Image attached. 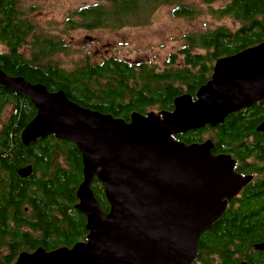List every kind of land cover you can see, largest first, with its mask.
Here are the masks:
<instances>
[{"label": "trees", "instance_id": "trees-1", "mask_svg": "<svg viewBox=\"0 0 264 264\" xmlns=\"http://www.w3.org/2000/svg\"><path fill=\"white\" fill-rule=\"evenodd\" d=\"M28 2L0 0V68L51 92L62 90L82 107L126 121L134 112L173 111L174 100L183 94L195 99L210 80L217 60L264 42V0H96L71 14L68 23L72 29L137 26L141 24L134 23L138 10L144 9L149 16L156 5L173 7L176 18L194 21L206 14L226 22L205 33L187 34L184 45L163 66L117 57L95 61L90 54L67 66L59 56H71L70 47L30 18ZM230 20L236 28L228 25ZM36 114L26 96L0 86V264H15L21 252L37 246L48 250L72 246L85 240L87 232L85 217L73 207L83 180L80 152L70 142L56 145L59 140L54 136L24 145L22 132ZM263 121L261 102L231 114L216 128L206 126L177 139L193 144L211 136L217 153L242 160L254 156L264 163V133L257 132ZM59 156L64 162L54 163ZM29 164L33 175L21 178L18 170ZM92 188L103 209L109 211L103 185L95 179ZM261 197L252 200L253 208L229 213L226 225L220 218L205 232L194 264H238L246 259L252 244L264 234V211L255 209ZM25 207L32 210L28 213ZM252 264H262V260Z\"/></svg>", "mask_w": 264, "mask_h": 264}, {"label": "water", "instance_id": "water-1", "mask_svg": "<svg viewBox=\"0 0 264 264\" xmlns=\"http://www.w3.org/2000/svg\"><path fill=\"white\" fill-rule=\"evenodd\" d=\"M0 86L23 94L37 110L22 132L24 145L55 136L75 144L83 164L75 208L87 219V240L24 251L15 264H194L202 235L252 180L236 172L232 155H215L212 140L186 144L176 136L217 127L264 102V42L217 60L196 99L183 94L173 111L134 112L130 121L1 68ZM257 132L264 133V121ZM18 173L26 178L32 168ZM95 179L104 186L109 212L94 194ZM256 249L264 251V244Z\"/></svg>", "mask_w": 264, "mask_h": 264}, {"label": "rangeland", "instance_id": "rangeland-1", "mask_svg": "<svg viewBox=\"0 0 264 264\" xmlns=\"http://www.w3.org/2000/svg\"><path fill=\"white\" fill-rule=\"evenodd\" d=\"M96 3V0H29L34 19L51 35H57L70 47L71 56L61 54L59 58L70 66L79 62L85 54H90L95 61L107 57L127 59L132 62H148L163 66L168 56L180 49L184 37L189 33H205L226 22L203 15L190 21L176 18L172 14L173 7L156 5V9L148 13L138 10L135 24L118 30L72 29L68 19L72 13L84 5ZM231 28H236L234 21H228ZM3 49V48H2Z\"/></svg>", "mask_w": 264, "mask_h": 264}, {"label": "flooded vegetation", "instance_id": "flooded-vegetation-1", "mask_svg": "<svg viewBox=\"0 0 264 264\" xmlns=\"http://www.w3.org/2000/svg\"><path fill=\"white\" fill-rule=\"evenodd\" d=\"M0 50H2V47H0ZM214 67V66H213ZM213 74V70H212V73H211V76ZM211 79V78H210ZM156 112H160V111H156ZM227 119V118H226ZM216 128V127H214ZM180 135V134H179ZM178 136V135H177ZM176 136V138H177ZM50 137V136H49ZM55 137V136H54ZM56 138V137H55ZM57 139V138H56ZM59 140V139H57ZM207 140H212L211 136L208 137L205 141ZM38 141V140H37ZM60 141H63V142H60ZM180 141V140H179ZM203 141V142H205ZM213 141V140H212ZM182 142V141H181ZM201 141H196V142H193V143H203ZM56 145H60V146H64V145H69L70 143L68 141H64V140H59L57 142H54ZM214 143V141H213ZM215 155H220V154H227V153H217L216 152V146H215V143H214V148H213V151H212ZM81 155V154H80ZM82 158V156H81ZM235 158V157H234ZM235 160L237 161L236 163V167H235V170L238 174L242 175V176H252V180L250 183H248L241 191L240 193L234 197L232 200L228 201V207H227V210L226 212L224 213V215L221 217L222 219H224V225L227 224V222L229 221L228 217H229V213H231L232 211L233 212H238V211H242V210H247L246 208H253V205H252V200L259 194L262 195L261 197V204L256 206L255 209L257 210H261V211H264V163H262L259 159L255 158L254 156H251V157H248L244 160H242L241 158H235ZM82 161V159H81ZM63 163V158L61 156H59L57 159L55 158L54 159V163ZM83 166V164H82ZM28 167H31L32 168V173L31 175H29L28 177L32 176L33 175V166L32 164H29V165H26V166H22L20 169H25V168H28ZM19 169V170H20ZM18 170V171H19ZM19 175V173H18ZM20 176V175H19ZM27 178V177H26ZM83 181V180H82ZM95 181V180H94ZM82 183V182H81ZM80 183V184H81ZM94 183V182H93ZM80 186V185H79ZM104 188V186H103ZM93 189V188H92ZM255 191L253 193H250L252 190ZM94 191V190H93ZM77 192V191H76ZM103 192H104V195H105V191L103 189ZM250 193V195H249ZM95 194V192H94ZM96 196V195H95ZM30 197V196H29ZM97 198V197H96ZM106 198V196H105ZM77 199V197H76ZM107 200V199H106ZM99 201V200H98ZM108 202V201H107ZM79 203V200L77 199V201H75V203L73 204V207L75 210H77L75 208V206ZM109 204V203H108ZM103 208V207H102ZM110 209V208H109ZM32 210L31 207H25V211L26 212H30ZM78 211V210H77ZM79 212V211H78ZM106 212H109V211H106ZM81 213V212H80ZM82 214V213H81ZM83 215V214H82ZM58 218L61 220V216H60V213H57ZM84 216V215H83ZM240 216V215H239ZM85 217V216H84ZM249 217H252L251 215ZM86 223H87V219L85 217V227H86ZM86 230V228H85ZM87 231V230H86ZM32 235L34 237H38L36 233H34V231H31ZM87 235H88V231L86 232V235H85V240H79V241H76L72 246H65V245H60V246H57L56 248H53L52 250L54 249H57V248H61V247H68V248H72L76 243H79V242H83V241H86L87 240ZM261 240L257 243H253L252 244V248H251V252L250 253H247L246 254V259H242L238 262V264H252V262H258L259 260H262V264L264 263V255L262 256H258L257 254L259 252H261V254H264V251H259L256 249V246L257 245H260V244H264V234H262ZM45 248L43 246H37L34 250L32 251H27V252H34L35 250H37L38 248ZM46 250H48L47 248H45ZM48 251H51V250H48ZM257 252V253H256ZM248 259V260H247Z\"/></svg>", "mask_w": 264, "mask_h": 264}, {"label": "bare ground", "instance_id": "bare-ground-1", "mask_svg": "<svg viewBox=\"0 0 264 264\" xmlns=\"http://www.w3.org/2000/svg\"><path fill=\"white\" fill-rule=\"evenodd\" d=\"M10 76V75H9ZM5 88V87H4ZM7 89V88H6ZM8 90H10V89H8ZM194 98V97H193ZM196 99V98H195Z\"/></svg>", "mask_w": 264, "mask_h": 264}]
</instances>
